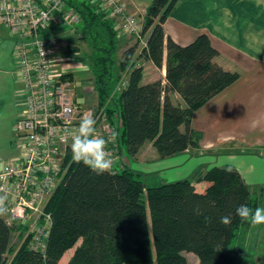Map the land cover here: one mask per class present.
I'll list each match as a JSON object with an SVG mask.
<instances>
[{
  "label": "trees",
  "instance_id": "obj_1",
  "mask_svg": "<svg viewBox=\"0 0 264 264\" xmlns=\"http://www.w3.org/2000/svg\"><path fill=\"white\" fill-rule=\"evenodd\" d=\"M177 2L153 0L142 27V34L150 31L145 47L139 53L138 44L125 48L119 64L114 19L86 0L67 2L80 16L81 34L69 35L65 48L81 59H94V89L116 130L118 157L135 156L146 142H152L160 157L198 147L203 132L193 127L194 113L240 78V72L217 63L219 51L207 33L187 45L166 34L164 22ZM80 42H86L89 51ZM165 54V79L144 84L143 69L134 58L162 68ZM126 71L127 84L118 90ZM67 76L74 81L72 73ZM173 93L184 105L174 103ZM119 165L120 170L96 175L72 161L47 206L52 227L43 251L31 248L32 236H25L24 227L9 226L0 217V264H62L64 254L80 239L69 264H188L185 253L196 255V264L251 263L228 252L238 231L251 225L235 215L236 208L260 207V196L237 168L210 167L199 176L205 187L198 191L189 179L146 186L140 173ZM222 216H230L231 223L221 224ZM16 231L24 239L8 263Z\"/></svg>",
  "mask_w": 264,
  "mask_h": 264
},
{
  "label": "crops",
  "instance_id": "obj_2",
  "mask_svg": "<svg viewBox=\"0 0 264 264\" xmlns=\"http://www.w3.org/2000/svg\"><path fill=\"white\" fill-rule=\"evenodd\" d=\"M121 1L126 13L137 17V22L143 26L153 0ZM114 21L118 29L120 56L125 48L134 44H138L139 53L145 47L150 31L137 39L122 28L120 17ZM164 30L181 45H187L199 34L207 33L213 46L219 51L217 63L227 70L240 72V78L194 113L193 127L203 132L198 147L160 157L152 142H146L135 156L126 154L123 163L140 173L141 178H150L151 185L189 179L198 191H203L205 182L199 181L198 178L210 167L218 166L215 157L228 154L241 158L255 155L257 158V153H252L251 146H258L259 143L264 146V0H178L164 22ZM66 32L67 30L58 33V37L63 39L60 40H67L69 34ZM15 41L10 30L0 21V109L4 110L7 106L8 94L14 122L20 115L16 104L21 103H17V100H24L23 89L18 92L15 88ZM68 55L65 47L58 50L57 56L61 63L59 67L69 69L73 73L75 69L83 68L65 65L71 58ZM166 58L165 54L162 68L149 59L134 58L135 65L143 69L144 84L159 78L165 79ZM172 98L174 103L184 105L178 93H173ZM209 134L211 137L208 140ZM237 143L249 147L241 148ZM18 149L20 150V146ZM18 153L19 151H16L9 160ZM260 157L263 160L261 167L264 169V157ZM256 161L252 159L247 163L250 167ZM232 165L241 172L250 186L256 187V183L248 179V176H254L252 167H243L239 163ZM161 171L168 174L166 179L157 177ZM197 262L198 259L195 264Z\"/></svg>",
  "mask_w": 264,
  "mask_h": 264
},
{
  "label": "built area",
  "instance_id": "obj_3",
  "mask_svg": "<svg viewBox=\"0 0 264 264\" xmlns=\"http://www.w3.org/2000/svg\"><path fill=\"white\" fill-rule=\"evenodd\" d=\"M66 1L0 0V21L16 39V73L25 105L15 127L21 142L19 153L11 160H0V196L8 198V213L3 218L9 226L24 227L26 236H32L31 248L42 251L52 227L47 206L72 164L71 136L80 119L92 115L96 134L105 139L116 132L106 107L81 102L75 82L67 76L70 72L59 67L57 52L68 42L58 38L56 28L80 22ZM98 1L110 18L122 19L125 31H140L141 25L126 13L121 0ZM106 150L114 161L111 170H116V139Z\"/></svg>",
  "mask_w": 264,
  "mask_h": 264
},
{
  "label": "rangeland",
  "instance_id": "obj_4",
  "mask_svg": "<svg viewBox=\"0 0 264 264\" xmlns=\"http://www.w3.org/2000/svg\"><path fill=\"white\" fill-rule=\"evenodd\" d=\"M86 1L99 5L102 8V10L106 12L108 16V13L106 11L107 9L102 6L100 1L98 0H86ZM67 2L68 0L66 1V3ZM113 19H115V17H113ZM77 25L78 23H75L72 27L68 28L66 33H68L69 35L75 36V38L79 37V35L81 34V30L78 29ZM142 27L143 26L141 25L140 31L138 33L131 32V34L135 35V37L139 39L140 37L138 38V36L143 35ZM60 31L61 30H58V33ZM58 33H57V36H58ZM80 45L82 49L89 51V46L87 45L86 42H82V43L80 42ZM118 48L120 49V47ZM118 52L119 50H117L116 55H115L116 64H119L122 58V56H120V53ZM80 55L81 54H78V55L69 54L68 57H71V58L70 60L65 62V65H71V67L73 68L83 66L82 69H75L74 73L73 71H70L69 69H67V72L72 73L74 76V82H75V87L77 90V95H79L78 98L80 100H82L81 98H83L84 103H86L88 106H92L98 103L97 92L94 89L95 84H94L93 73L90 68V62L94 59L92 56H87L86 59H81V57H79ZM115 69L117 70V67H115ZM128 74L129 72L127 71L123 74L124 79H123V82L120 83L118 90H121L127 84ZM159 79H163V78H159ZM15 88H17L18 92H21V90L23 89V86H21V83L18 81V77H17V81L15 82ZM9 99H10L9 95L7 94V103H6L7 106L4 108V110L0 109V160H9L11 158V155H13L16 151H19L18 147L21 143L20 140L18 139L19 135L15 128L16 121L14 122L12 120L13 109L10 107V105L12 106V103H10ZM23 101H24L23 98L17 100V103L19 102L21 103V104H16V107H18V112L20 113L18 118L25 111V105ZM4 103H5V100H4ZM210 137L211 135L209 134L208 140L210 139ZM237 144L240 145L241 148L249 147V146H244L240 143H237ZM251 147L253 150L252 153H257L256 154L257 158H255V155H253L252 157L249 155H246L243 158H241L238 156L221 154L219 155V157H215V159L218 161V166L220 167L225 165L224 163H228V164H226L223 167H228V166L234 167L232 165L234 163L236 164L239 163L241 164L240 166H243V167L244 166L249 167L247 161L250 163L252 159L257 160L256 163L251 164V166L249 167V168L252 167V169L254 170V174H253L254 176H251V178L248 176V179L256 183V187H253V188L255 192L257 193V195L260 196V207L264 208V169L263 167H261L263 164V160L260 157V155L264 157V146H260V143H259L258 146L253 144ZM222 160L223 162H221ZM123 161H124L123 157L117 158V161L115 162L116 169H119V170L121 169V166L119 164H122ZM158 174L159 175L157 177L159 178L166 179V177H168V174L162 173V171L159 172ZM142 180L146 186L151 185L152 183V182H149L150 178L149 179L142 178ZM258 184H261V186H259ZM24 234L26 236V233ZM23 239L24 237L22 235L20 236L19 231H16L13 234L12 244H11L12 250L8 252L7 254L8 263L13 258L14 253L21 245ZM81 242L82 240L80 239L74 245L73 248L69 249L64 254L61 260L62 264H69V261L75 249L77 248V246L81 244ZM228 252L238 257L250 259L251 260L250 264H264V224H261L255 227H253L252 225H249V226H246L240 229L238 231L237 237L235 238ZM185 255L187 256L188 264H195V262L198 259V257L192 253H185Z\"/></svg>",
  "mask_w": 264,
  "mask_h": 264
},
{
  "label": "clouds",
  "instance_id": "obj_5",
  "mask_svg": "<svg viewBox=\"0 0 264 264\" xmlns=\"http://www.w3.org/2000/svg\"><path fill=\"white\" fill-rule=\"evenodd\" d=\"M96 120L92 115L85 114L79 121L75 133L71 136V158L77 163H83L96 175H102L109 172L113 166V159L106 150L110 142H114L117 136L116 132L111 137L105 139L103 136L97 135ZM227 171H231L228 169ZM7 196H0V217L8 213L6 205ZM199 215V209L196 210ZM235 215L242 221H248L253 227L264 224V208L257 207L253 211L247 204L239 205L235 210ZM208 218L205 217V221ZM220 223L227 226L231 223L230 216H222Z\"/></svg>",
  "mask_w": 264,
  "mask_h": 264
}]
</instances>
